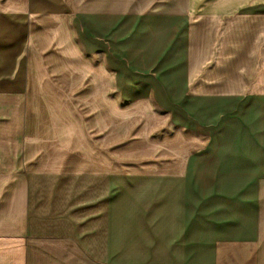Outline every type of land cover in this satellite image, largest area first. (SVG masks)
I'll list each match as a JSON object with an SVG mask.
<instances>
[{
    "label": "crops",
    "instance_id": "0c3cea01",
    "mask_svg": "<svg viewBox=\"0 0 264 264\" xmlns=\"http://www.w3.org/2000/svg\"><path fill=\"white\" fill-rule=\"evenodd\" d=\"M0 264H264V0H0Z\"/></svg>",
    "mask_w": 264,
    "mask_h": 264
}]
</instances>
